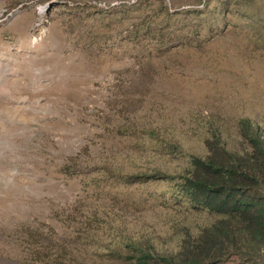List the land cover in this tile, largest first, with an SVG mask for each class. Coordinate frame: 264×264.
<instances>
[{
    "label": "rangeland",
    "instance_id": "1",
    "mask_svg": "<svg viewBox=\"0 0 264 264\" xmlns=\"http://www.w3.org/2000/svg\"><path fill=\"white\" fill-rule=\"evenodd\" d=\"M0 62V264L176 254L191 156L264 140V0H0Z\"/></svg>",
    "mask_w": 264,
    "mask_h": 264
},
{
    "label": "trees",
    "instance_id": "2",
    "mask_svg": "<svg viewBox=\"0 0 264 264\" xmlns=\"http://www.w3.org/2000/svg\"><path fill=\"white\" fill-rule=\"evenodd\" d=\"M243 124L248 149H229L220 138L207 140V157L191 156V167L177 184L193 209L219 219L183 239L176 254L133 246L134 264H264V140L252 133L249 121Z\"/></svg>",
    "mask_w": 264,
    "mask_h": 264
},
{
    "label": "bare ground",
    "instance_id": "3",
    "mask_svg": "<svg viewBox=\"0 0 264 264\" xmlns=\"http://www.w3.org/2000/svg\"><path fill=\"white\" fill-rule=\"evenodd\" d=\"M0 65H1V62H0Z\"/></svg>",
    "mask_w": 264,
    "mask_h": 264
}]
</instances>
